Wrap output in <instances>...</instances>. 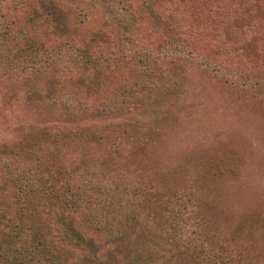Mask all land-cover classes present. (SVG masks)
Masks as SVG:
<instances>
[{
	"label": "rangeland",
	"instance_id": "rangeland-1",
	"mask_svg": "<svg viewBox=\"0 0 264 264\" xmlns=\"http://www.w3.org/2000/svg\"><path fill=\"white\" fill-rule=\"evenodd\" d=\"M99 1L104 8L101 19L74 6L70 19L100 42L105 40L106 29L108 49L117 55L125 50L130 63L126 78L120 83L109 82L113 92H109V98L103 93L104 101L103 94L84 83L81 73L73 88L62 90V85V94L53 91L54 77L46 67L36 64L38 45H10L6 28L0 32V162L20 158L44 169L50 158L57 161L54 171L74 172L86 167L92 158L95 167L106 166L107 178L120 180L119 176L130 175L138 201L134 194L120 198L107 187L98 205L114 221L121 210L137 218L138 230L124 234V243L133 251L135 241H146L140 237V228L148 234L146 248L137 251L140 264H209L210 256L213 264H264V0H210L204 8L212 9V18L203 21L200 17L205 11L199 7L200 0L170 2L162 16L168 13L172 18L157 37H152L155 27L149 24L139 0H127L130 5L122 10L128 9L132 17L129 24L137 27L133 29L138 38L150 46L145 47L148 52L143 51L141 62L161 74L157 84L166 89H160L162 93L140 86L134 78L140 73L139 68L131 67L135 59L133 44L138 41L119 32L120 1ZM204 61L210 68H202ZM64 92L68 100L58 102ZM167 92H172V101ZM151 100L161 101L156 131H142L136 139L108 132L120 124L123 114ZM82 108L90 115L86 117L88 125L96 129L94 137H81L86 139L85 147L61 150V141L52 146L38 144L44 136L69 137L65 133L73 127L66 117ZM105 111L110 115L105 116ZM46 173L51 178V172ZM56 177L59 182L64 179ZM118 184L112 182L114 188H119ZM4 197L10 200L9 193ZM42 198L39 193L18 198L19 206L34 205L33 210L30 207L32 212L25 209L11 215L0 209V226L7 224L5 230L12 231L15 221L19 219L22 224L30 214L33 235L45 238L49 231L38 210ZM83 199L74 194L63 201L76 204L73 210L67 209L70 220L60 222L73 229L63 234L53 230L67 240L71 235L76 237L73 245H55L62 258L58 264H77L91 257L96 260L90 264H125L123 246L102 244L99 233L77 220V206ZM2 202L7 203L3 198L0 205ZM165 213L178 215L179 224L186 225L188 233L181 240L177 224L171 228ZM133 216L131 223L135 222ZM204 250L208 254L205 260L201 254ZM35 253L33 264H41L48 257Z\"/></svg>",
	"mask_w": 264,
	"mask_h": 264
},
{
	"label": "trees",
	"instance_id": "trees-1",
	"mask_svg": "<svg viewBox=\"0 0 264 264\" xmlns=\"http://www.w3.org/2000/svg\"><path fill=\"white\" fill-rule=\"evenodd\" d=\"M117 1H120L118 2L117 9L121 10L118 19L122 22L118 20L120 22L118 23L120 26L118 27L119 32L124 33V36L130 39L137 38L136 41H138V44H136L137 46L133 44L135 46L133 49L135 59L131 67L133 69L139 68L140 73L134 76V78L138 80L136 82L140 86H147L149 89L153 88L157 90L158 93H162L160 89L164 91L166 89L163 88L162 85L159 86L157 84V80H159L161 74H158L157 70L153 72L148 67L146 68L143 62H141V55H144L143 51L148 52L145 47L150 48V46L146 45L138 38L133 29L137 27L129 24L132 17H130L131 15H129L128 9L122 10L130 4H127V0L124 2H122L123 0ZM184 1L186 0L137 1L138 5L144 9V13L148 14V22L151 27H155L153 28L155 29V33L152 37L160 36L165 32V30L162 29L159 33L160 29L166 26L169 18H172L168 13L162 16V13L170 7V2L172 4V2L182 3ZM200 2L201 4L199 7L203 12L205 11L204 15L200 17L201 20L212 18V9L210 7L208 10L204 8V5L206 6V4H209L210 0H200ZM74 3L78 6L73 5ZM73 6L77 8L80 7L83 12L90 11L93 15H100V19L102 18L101 15L104 13V8L100 5L99 0H0V18H2L1 23L3 24L0 28V32L6 28L5 34L9 36V39L6 41H10V45L13 43L15 46H18L19 44L23 45L27 42H33L34 46L38 45L39 48L35 49L38 50L35 55V60H38L36 64L38 67H46V70L50 71L52 78L54 77L53 91L58 90L59 94H62V85V90L73 88L74 80L77 79L78 74L81 73L83 74L82 76L84 77L83 81L85 84L89 85L90 88H96L95 92L97 91L100 95L103 93L107 94L109 98V92H113V88L109 86V82H114L115 84L124 81V78H126V71L129 70L130 63L127 61V58H125V50H120L117 55L110 50V48L108 49V43L110 42L106 29L103 33L105 40L102 42L96 39L89 31L82 32V29L79 28L82 26L78 23L75 25L73 19H70L74 8ZM163 8L164 10H161ZM133 45H131L132 48ZM83 57L85 58L81 59ZM54 66H57L56 70L58 73L54 70ZM201 66L202 68L203 66H208L207 68H210L205 61L201 62ZM105 86L107 88H105ZM104 89H106V91ZM117 94L119 96L120 93L118 92ZM167 95L169 101H172V92H167ZM167 95L163 93V96ZM101 98L102 101L105 100L104 94L101 95ZM62 100L64 102L68 100V96L65 92L58 102ZM145 103L133 112L128 113V115L123 114V120L119 122L120 124L113 128L112 131L108 130V132H112L114 135L117 134L120 137L125 135L126 137H135L136 139L138 138V134H141L142 131L151 130L152 133L156 131V119L161 117L162 114V110L159 109L161 101L151 100V102ZM52 105L55 107L53 102ZM83 110V108L80 109L79 113L72 112L70 116L68 115V117H66L67 120H70V124L73 127V129L70 130L71 133H65L69 137L44 136L42 137V139H44L43 142L39 139L38 144L52 146V144L55 145L61 141V150L68 147L74 148L75 146L77 147V145L81 146V148L85 147L87 144L85 142L86 139L83 141L81 137H94L96 129H94V126L88 125L90 120H87L86 117H90V115ZM78 114L79 120L76 119L75 121ZM103 114L105 116L110 115L107 111ZM112 116L111 114L109 118H112ZM122 117L120 116L118 119ZM92 120V122H95L94 119ZM36 157L38 158L37 155ZM68 158L70 157L68 156ZM94 161L95 160L91 158L88 160L89 163L86 167H80L74 172H67L61 169L54 171V162L57 161L50 160V158L49 162L45 163L44 169H41L42 167L36 165L34 161L25 163V161L20 158L12 160V162H0V200L2 201L3 198L7 202H2L3 204L0 205V209L11 215L21 210H30V207H32L31 209L33 210L35 209L34 205H17L18 198H25L27 193L33 195L36 193L43 194V198L40 200L41 207L38 210L41 212V217L46 224L44 228L46 231H49L45 238L35 237L33 235L34 221L30 218V214L28 220L22 224H19V219L17 220L18 223L15 221V227L12 231L5 230L7 224L4 227L0 226V264H33L31 261L36 256L35 251L41 253L40 255L46 253L45 255L48 256L41 264H58L62 258L60 257L61 255L57 253V246L55 245L58 242H67L69 245H73L74 242L72 241L76 237V235L72 236L70 234L71 238L67 240L58 232L61 230L60 232L63 234V231L73 229L72 226L67 227L65 224H60V222L70 220L67 209L73 210L76 204H70L69 202L64 204L63 201L65 197H71L74 196V194H80L84 197L82 203L77 206L78 210L76 214H79L78 217H76L77 220L85 227H88L89 230L91 229V232L96 234L99 233L102 244L107 246L111 245L115 248L123 246L125 248L123 250V262L125 264H140L137 261L139 257L137 251L138 249L146 248L147 243L150 241L147 237L148 234H144L143 228H140V237L145 238L146 241H135L132 244L134 246L133 251H129L124 243V241H126L124 239L126 235L124 234H129L131 231L138 230L135 226L137 225V218L132 215V212L131 214L127 211L126 213H122L120 209L121 213L117 214V219L114 221V218H108L104 207L98 205V198L102 196L101 193L106 192L105 188L107 187L113 189L114 195H119L120 198H122L124 194L130 193L132 196L134 194L135 200L138 201V195L135 191L136 188L130 184V179L132 180V178L130 175L126 174L119 176V178L121 177L120 180L113 179L112 176L107 178L108 171L106 166L95 167L93 165ZM46 170L51 172V178H49L50 176H46ZM56 175L64 179L59 182ZM55 179L57 182L54 181ZM102 179L105 180L101 184L99 180L102 181ZM112 179L116 182L119 181V188L116 186L115 188L113 187ZM56 189L59 190V192H56ZM5 193H9L10 200L5 199ZM53 197H58L59 200L55 201ZM121 200L122 199H120V201ZM120 201L118 200V202ZM128 201L129 204L132 203L131 199H128ZM32 210L30 211L32 212ZM114 210H117V207H115ZM27 213L30 212L28 211ZM132 216L135 222L131 223ZM164 216L168 220V224L171 228L177 224L180 234L179 239L181 240V238L188 233L185 230L186 225L179 224L181 219L178 215L175 216L171 214L168 216V213H165ZM174 218L175 223H173ZM54 228L58 231H54ZM79 238L83 241L85 239L83 237H78V239ZM49 239L53 240V243H51ZM9 244H11L10 248L8 246ZM68 244L67 248L69 246ZM206 252L207 251L204 250L201 253L204 260L208 258ZM210 258L209 264H213V257L210 256ZM95 260L96 257H91V260L82 259L81 263L78 261L77 264H90ZM100 264L105 263L100 261Z\"/></svg>",
	"mask_w": 264,
	"mask_h": 264
}]
</instances>
